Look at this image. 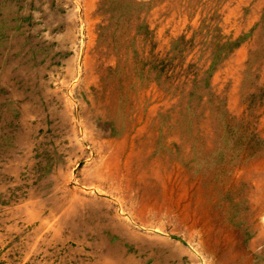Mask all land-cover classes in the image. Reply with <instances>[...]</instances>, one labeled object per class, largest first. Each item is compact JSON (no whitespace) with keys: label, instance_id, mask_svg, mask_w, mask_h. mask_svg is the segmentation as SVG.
<instances>
[{"label":"rangeland","instance_id":"obj_1","mask_svg":"<svg viewBox=\"0 0 264 264\" xmlns=\"http://www.w3.org/2000/svg\"><path fill=\"white\" fill-rule=\"evenodd\" d=\"M264 0H0V264H264Z\"/></svg>","mask_w":264,"mask_h":264},{"label":"bare ground","instance_id":"obj_2","mask_svg":"<svg viewBox=\"0 0 264 264\" xmlns=\"http://www.w3.org/2000/svg\"><path fill=\"white\" fill-rule=\"evenodd\" d=\"M262 219H263L262 221L264 222V215L262 216Z\"/></svg>","mask_w":264,"mask_h":264}]
</instances>
